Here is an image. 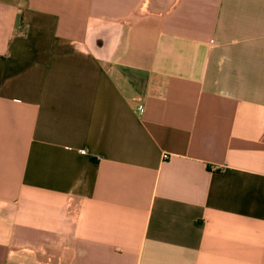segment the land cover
Instances as JSON below:
<instances>
[{
	"label": "crops",
	"instance_id": "obj_1",
	"mask_svg": "<svg viewBox=\"0 0 264 264\" xmlns=\"http://www.w3.org/2000/svg\"><path fill=\"white\" fill-rule=\"evenodd\" d=\"M0 264H264V0H0Z\"/></svg>",
	"mask_w": 264,
	"mask_h": 264
},
{
	"label": "built area",
	"instance_id": "obj_2",
	"mask_svg": "<svg viewBox=\"0 0 264 264\" xmlns=\"http://www.w3.org/2000/svg\"><path fill=\"white\" fill-rule=\"evenodd\" d=\"M167 157H168V155H167V154H164V155H163V158H167Z\"/></svg>",
	"mask_w": 264,
	"mask_h": 264
}]
</instances>
